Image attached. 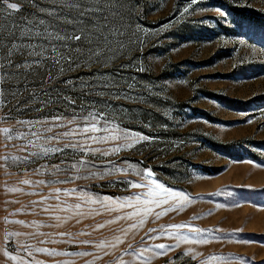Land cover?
<instances>
[{
	"label": "snow or ice",
	"instance_id": "snow-or-ice-1",
	"mask_svg": "<svg viewBox=\"0 0 264 264\" xmlns=\"http://www.w3.org/2000/svg\"><path fill=\"white\" fill-rule=\"evenodd\" d=\"M199 2L188 0L181 15L189 13V9ZM136 7L130 5V0H0V108L8 107V96L16 98L23 84L24 89L28 90L29 85L32 89L28 90L27 100L18 102L16 111L42 113L33 119H15L9 109L0 117V123L15 119L13 126L0 128V136L9 142L22 141L16 147L25 153L23 156L0 155V168L9 166V162L36 163L37 167L32 170L34 174L53 177L48 180L22 179L20 183L32 188L31 192L7 184L3 186L4 191L40 196L39 200L31 202L29 211L50 214L54 223L49 226L54 228L69 223L81 224L88 217L104 214L112 217L104 223H97L91 232H56L61 241L53 240L48 233L6 231L4 246L0 248L5 260L0 264H8L9 261L16 264H44L36 259V253L51 258L79 257L83 264H97L102 260L104 264H151L154 258L175 251L181 243L206 245L211 242L208 235L224 231L218 227L203 229L183 222L170 224L167 228L162 226L159 230L149 229L135 245L127 243L129 235L134 238L139 234L150 216L158 220L169 212L183 211L194 200L185 191L159 182L151 169L133 167L123 159H105L119 157L122 151L154 139L123 126L129 112L125 104L130 102L132 105L150 106L151 96L157 94L152 92L151 85L142 83L136 75H125L147 71L140 57L128 55L134 49L143 53L150 35L139 24L134 26L130 22ZM208 10L193 9V12ZM210 10L221 18L229 15L220 7ZM210 22L201 21L204 24ZM232 22L239 27L244 26L243 22ZM239 43L247 44L245 40ZM247 46L254 57H264V46ZM124 60L127 62H119ZM85 69L84 75H80L79 72ZM29 77L39 79L30 81ZM13 81L17 83L13 84ZM52 156L57 157L59 162H47ZM101 159H105V162L97 164V160ZM40 160L47 163L40 164ZM61 174L63 179H59ZM116 174L128 177L121 181L127 189L140 191L116 197L93 194L87 187H53L56 184L75 183L79 179H104ZM133 176L135 179L131 178ZM41 187L50 190L42 194L38 191ZM220 194L216 192L211 195ZM224 194L231 195L228 192ZM216 207L223 205L217 204ZM23 209L24 206L10 215ZM2 222L25 224L23 220H9L8 217ZM113 224L120 227L118 232L113 230L111 239H78ZM183 229H187V233L180 231ZM154 232H158V235H153ZM21 235L36 239L38 245L45 244V239H39L43 236L48 242H64L75 248L84 246V250L48 248L19 240L15 247L10 248L13 237ZM160 238L173 239L176 243H149ZM217 239L222 240L220 237ZM125 244L127 246L121 248ZM106 257H110V261ZM185 257L197 261V264H234L237 260L239 264H245L243 257L222 253L205 256L193 248H187L176 258L169 259L167 264H177ZM54 264L59 262L55 261ZM65 264L73 262L65 261Z\"/></svg>",
	"mask_w": 264,
	"mask_h": 264
},
{
	"label": "rangeland",
	"instance_id": "rangeland-1",
	"mask_svg": "<svg viewBox=\"0 0 264 264\" xmlns=\"http://www.w3.org/2000/svg\"><path fill=\"white\" fill-rule=\"evenodd\" d=\"M187 2L130 0V5H137L130 22L134 26L139 24L150 35L143 53L134 49L128 54L129 57H140L147 71L125 75H136L142 83L151 85L152 92L157 94L151 96L150 106L125 104L129 112L123 126L154 139L122 151L119 157L105 159H123L133 167L151 169L159 182L185 191L194 200L183 211L169 212L158 220L150 216L139 234L134 238L129 235L127 243L135 245L149 229L159 230L162 226L167 228L170 224L190 222L203 229L218 227L224 231L208 235L211 242L206 245L181 243L175 251L154 258L151 264H167L169 259L176 258L187 248L205 256L222 253L243 257L245 264H264V57H254L247 46H264V0H200L189 9V13L181 15ZM215 7L227 11L228 17H218L210 10ZM193 9L209 10L193 12ZM203 20L211 22L204 24L201 23ZM233 20L243 22L244 26H237ZM163 25L168 27L162 28ZM240 40H245L247 44H240ZM86 71L82 70L79 74L84 75ZM33 79L39 77H29L30 81ZM16 83L13 81V84ZM20 88L16 98L8 96V107L0 108V117L9 109L15 119H33L42 115L31 110L16 111L18 102L28 99V90L32 86L29 85L26 90L21 84ZM15 119L0 123V128L13 126ZM249 120L252 122L248 123ZM21 143L20 140L9 142L0 136V155H25L16 147ZM105 159L97 160V164L104 163ZM47 162L59 161L52 156ZM47 162L39 161L40 164ZM36 167V163L9 162V166L0 168V248L4 246L6 231H37L61 241L56 232H91L97 223L112 218L104 214L88 217L81 224L69 223L59 228L49 226L54 223L50 214L29 211L31 202L39 200L40 196L7 193L3 189L7 184L31 192L32 188L20 183L22 179L53 178L47 174H34L32 170ZM63 178L61 174L59 179ZM127 178L116 174L104 179H79L75 183L53 187H87L93 194L124 197L130 192L140 191L127 189L121 183ZM131 178L135 179L134 176ZM49 190L48 187L38 189L42 194H47ZM216 192L221 194L211 195ZM225 192L231 195H225ZM217 204L223 207L217 208ZM22 206L23 211L10 215ZM5 217L23 220L25 224H5L2 222ZM119 227L118 224L108 225L91 236H79L78 239H111L113 230L118 232ZM236 229L242 231H234ZM180 231L187 233V229ZM228 233L231 235L228 236ZM153 235H158V232ZM39 239H45V244L38 245L36 239L26 235L13 237L9 247H15L19 240L48 248L84 250V246L75 248L64 242L52 243L43 236ZM149 243L175 244L176 241L160 238ZM126 246L121 245V248ZM35 256L44 264H54L55 261L59 264H65V261L83 264L79 257L51 258L38 253ZM105 259L110 261L111 258ZM4 260L5 257L0 254V261ZM8 264L16 262L9 261ZM97 264H104V261ZM177 264H197V261L185 257ZM234 264H239V261H234Z\"/></svg>",
	"mask_w": 264,
	"mask_h": 264
}]
</instances>
